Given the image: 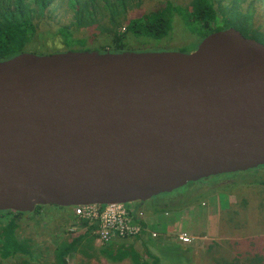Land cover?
<instances>
[{
	"label": "water",
	"instance_id": "obj_1",
	"mask_svg": "<svg viewBox=\"0 0 264 264\" xmlns=\"http://www.w3.org/2000/svg\"><path fill=\"white\" fill-rule=\"evenodd\" d=\"M264 167V44L0 62V211L131 205Z\"/></svg>",
	"mask_w": 264,
	"mask_h": 264
},
{
	"label": "trees",
	"instance_id": "obj_2",
	"mask_svg": "<svg viewBox=\"0 0 264 264\" xmlns=\"http://www.w3.org/2000/svg\"><path fill=\"white\" fill-rule=\"evenodd\" d=\"M133 1L141 0H69V8L72 11L71 26L45 34L41 32V25L48 19L47 14L53 0H0V62L23 53H34L35 51H27L29 47L36 50L50 47L44 41L47 36L59 38L64 47L56 49V46L52 45L50 53L93 52L90 50L92 46L101 54L124 53L127 52L126 48L156 52L143 46L144 40L166 39L173 30L176 15H179L193 33L203 36V40L214 33L231 28L243 31L249 39L257 40L261 36L249 32L247 26L240 22L242 16L239 12L235 14L236 11L231 10L218 13L215 0H192L187 9L177 5L175 0H159L162 5L160 9L128 19L127 12ZM230 14L235 18L230 19ZM252 18L251 14L246 15L244 21L251 23ZM89 27L102 31L99 44H92L87 38H77L75 31L73 32V29L82 30ZM251 171L258 172L259 169ZM43 208L38 207L32 213L0 211V264H69L68 260L72 255H78V264H160L159 257L151 251L158 248L152 241L156 238L152 239L144 224L140 236L110 241L100 247L95 245V226H89L88 222L76 217L74 208H69L65 215L46 213L49 219H46L45 215L41 216ZM163 209L162 212H165L166 208ZM155 211L159 212L158 209ZM30 215L35 216L26 222L24 218ZM63 226L81 228L84 232L75 237L70 231L66 233ZM26 227L34 229L36 233L28 232ZM42 234L56 237L55 248L48 246V241H45L43 249L46 253L50 252L48 260L44 251H40L38 240L33 236L39 237ZM137 244L143 248V252L138 250ZM238 255V260L222 264H241L243 257L242 254ZM254 257L256 264H264V255L259 253ZM247 261L249 262L248 259Z\"/></svg>",
	"mask_w": 264,
	"mask_h": 264
},
{
	"label": "rangeland",
	"instance_id": "obj_3",
	"mask_svg": "<svg viewBox=\"0 0 264 264\" xmlns=\"http://www.w3.org/2000/svg\"><path fill=\"white\" fill-rule=\"evenodd\" d=\"M191 1L175 0V3L187 9ZM215 2L218 13L231 10L232 12L236 11L235 14L239 12V15L242 16L240 22L247 26L249 32L264 37V0H215ZM130 5L127 12L128 19L156 11L162 6L159 0L133 1ZM249 14L253 17L251 23L244 21L246 15ZM47 15L48 19L41 25V32L45 34L47 32L55 33L60 28L71 26L72 11L69 8V0H53ZM229 18L233 19L235 16L230 14ZM235 29L248 38L246 33ZM74 31L77 38H87L92 44L101 42V30L89 27L82 30L73 29ZM261 36L257 40L264 44V38ZM44 41L50 47L41 50L29 47L27 51L47 55L51 54L52 45H55L56 49H64L59 38L47 36ZM202 41L203 36L193 33L188 26H185L179 15H176L173 21V30L166 39L144 40L142 45L156 52L189 54L194 52ZM90 50L96 51V48L92 46ZM126 51L142 52L138 48H126ZM258 169V172L248 171L223 175L219 179L213 178V182L209 184L191 183L174 192L186 195L181 197L176 195L180 201L170 205L171 207L166 208L165 212L157 207H148L145 202L144 208L140 209L144 212V217L148 222L146 231L150 236L152 233L158 235L156 239L152 237V241L158 245V248L151 251L159 257L160 264H222L226 261L238 260V254H242L243 257L241 264H256L257 260L254 256L259 253L264 255V183L262 182L264 181V168ZM139 204L141 203L136 205ZM43 209L41 216L46 213L57 215L68 213L67 208L44 207ZM157 209L159 212L155 211ZM34 216L30 215L24 220L27 222ZM44 217L49 219L47 215ZM62 228L66 230V233L72 232L75 237L80 232H84L83 229L77 227L63 226ZM26 230L32 234L36 233L34 229L28 227ZM181 234L192 240V243L187 245V252L181 250L182 244L178 241V236ZM33 236L38 240L40 251H44V256L48 260L50 252L46 253V250L43 249L45 241H48V246L55 248L56 237L46 234L39 237ZM95 245L103 246L97 242V239ZM137 248L143 252L140 245ZM77 257L78 255L70 256L68 263L78 264ZM53 260L55 261V258Z\"/></svg>",
	"mask_w": 264,
	"mask_h": 264
},
{
	"label": "built area",
	"instance_id": "obj_4",
	"mask_svg": "<svg viewBox=\"0 0 264 264\" xmlns=\"http://www.w3.org/2000/svg\"><path fill=\"white\" fill-rule=\"evenodd\" d=\"M75 216L95 226L97 242L104 245L110 241L133 239L140 236L144 230L142 224L148 226L144 212L136 204L131 205H90L74 208ZM157 238V233H152ZM180 244L187 246L192 240L181 234L178 236Z\"/></svg>",
	"mask_w": 264,
	"mask_h": 264
},
{
	"label": "flooded vegetation",
	"instance_id": "obj_5",
	"mask_svg": "<svg viewBox=\"0 0 264 264\" xmlns=\"http://www.w3.org/2000/svg\"><path fill=\"white\" fill-rule=\"evenodd\" d=\"M221 177H223V176H221ZM221 177H218V179ZM212 180L213 179L204 181L202 184H209V183L213 182ZM176 195L178 197H181L182 195L184 196L186 194L185 193L184 194L172 193V194H168V196L161 195V196L153 198L152 200L146 201L148 204L147 206L148 207H157L160 209L170 208L171 207L170 205L175 204V202L180 201V199L177 198ZM144 205H145V202L144 203L141 202V204L137 205V207L138 208H144L143 207Z\"/></svg>",
	"mask_w": 264,
	"mask_h": 264
},
{
	"label": "crops",
	"instance_id": "obj_6",
	"mask_svg": "<svg viewBox=\"0 0 264 264\" xmlns=\"http://www.w3.org/2000/svg\"><path fill=\"white\" fill-rule=\"evenodd\" d=\"M169 245H171V244H169ZM181 247V250L182 251H184V252H187V250H188V247L187 246H180Z\"/></svg>",
	"mask_w": 264,
	"mask_h": 264
},
{
	"label": "bare ground",
	"instance_id": "obj_7",
	"mask_svg": "<svg viewBox=\"0 0 264 264\" xmlns=\"http://www.w3.org/2000/svg\"><path fill=\"white\" fill-rule=\"evenodd\" d=\"M243 35V34H242ZM141 210V209H140Z\"/></svg>",
	"mask_w": 264,
	"mask_h": 264
}]
</instances>
